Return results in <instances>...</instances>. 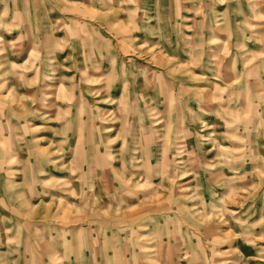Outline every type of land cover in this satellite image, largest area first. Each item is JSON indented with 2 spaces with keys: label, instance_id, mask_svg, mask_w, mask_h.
<instances>
[{
  "label": "rangeland",
  "instance_id": "obj_1",
  "mask_svg": "<svg viewBox=\"0 0 264 264\" xmlns=\"http://www.w3.org/2000/svg\"><path fill=\"white\" fill-rule=\"evenodd\" d=\"M0 264H264V0H0Z\"/></svg>",
  "mask_w": 264,
  "mask_h": 264
}]
</instances>
